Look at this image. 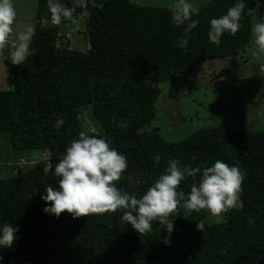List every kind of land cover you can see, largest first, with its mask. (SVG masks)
Listing matches in <instances>:
<instances>
[{
    "label": "trees",
    "instance_id": "obj_1",
    "mask_svg": "<svg viewBox=\"0 0 264 264\" xmlns=\"http://www.w3.org/2000/svg\"><path fill=\"white\" fill-rule=\"evenodd\" d=\"M36 1L30 55L11 69L13 88L0 90V133L12 152L39 150L43 161L0 178V225L18 228L12 248L0 249L2 264H264V131L203 128L172 142L147 129L156 115L158 85L244 51L252 12L264 19V0H244L240 30L223 34L219 45L208 38L209 21L237 0H211L192 17L198 25L191 33L172 23L171 7L59 0L69 14L56 24L49 0ZM79 17L85 51L69 45L66 25ZM182 38L187 48L178 46ZM84 113L97 132L85 125ZM58 118L64 121L59 130ZM82 131L110 141L127 158L116 182L122 192L141 198L169 160L203 168L219 159L245 176L237 207L211 225L207 210L185 214L178 207L170 236L159 222L139 234L121 219V210L76 219L46 214L41 196L48 187L58 190L55 166ZM194 182L188 178L179 187L187 195Z\"/></svg>",
    "mask_w": 264,
    "mask_h": 264
},
{
    "label": "clouds",
    "instance_id": "obj_2",
    "mask_svg": "<svg viewBox=\"0 0 264 264\" xmlns=\"http://www.w3.org/2000/svg\"><path fill=\"white\" fill-rule=\"evenodd\" d=\"M49 8L52 22L56 24L61 22L62 16L69 14L59 0H49ZM244 8V0H237L226 14L211 19L210 42L219 45L223 34L235 35L240 30ZM170 10L172 23L178 28L184 26L185 33H191L197 27L198 21L192 17L199 14V9L191 0H175ZM15 17L12 0H0V48L14 31ZM252 35L253 55H264V19L255 24ZM178 46L187 48L188 40L180 39ZM29 55L28 46L21 43L11 51V61L19 65ZM63 123L58 118L54 127L59 130ZM155 159L159 161V155ZM22 163L20 160L19 166ZM127 167V158L111 147L110 141L82 131L55 166L54 175L60 178L58 190L48 187L46 194L41 196L46 204L44 213L59 218L66 212L76 219L121 210V219L139 234H147L152 231L154 222H159L170 236L175 220L170 217L178 207L184 209L185 214L207 210L217 220L222 219L224 213L237 205L245 179L238 167L219 159L212 166L203 168L182 166L173 159L142 197L137 198L122 192L116 184ZM188 178L196 182L186 195L179 186ZM203 227V221L197 223V230L201 231ZM17 232L18 228L10 224L0 225V249L12 248Z\"/></svg>",
    "mask_w": 264,
    "mask_h": 264
},
{
    "label": "rangeland",
    "instance_id": "obj_3",
    "mask_svg": "<svg viewBox=\"0 0 264 264\" xmlns=\"http://www.w3.org/2000/svg\"><path fill=\"white\" fill-rule=\"evenodd\" d=\"M137 5L171 7L175 0H131ZM211 0H191L198 9ZM16 12L14 31L4 47L0 48V90L13 88L11 69L16 65L11 61V51L21 43L29 45L34 27L36 0H12ZM66 16V15H65ZM260 19L252 12V29ZM70 47L85 51L86 44L81 32L85 30L81 17L71 19L66 25ZM23 36L25 39H21ZM255 45L253 35L244 51L236 57L213 61L194 68L187 75H176L172 80L158 85L161 90L155 105L156 115L148 130L157 129L168 141H180L203 128H232L264 131V55H253ZM227 70L222 77L216 78L221 70ZM83 121L90 130L97 132L92 122ZM5 137V139H3ZM12 152L7 135L0 133V157L5 161L20 158V169H32L37 162L43 161L41 151ZM38 156V157H37ZM0 165L2 161L0 160ZM13 170L0 167V178H12ZM210 213L207 224H216Z\"/></svg>",
    "mask_w": 264,
    "mask_h": 264
},
{
    "label": "crops",
    "instance_id": "obj_4",
    "mask_svg": "<svg viewBox=\"0 0 264 264\" xmlns=\"http://www.w3.org/2000/svg\"><path fill=\"white\" fill-rule=\"evenodd\" d=\"M0 160L2 161V165H0V167L13 170L14 174H16V172L18 171L20 158L16 157L13 160H9L8 162H6L5 157H0Z\"/></svg>",
    "mask_w": 264,
    "mask_h": 264
},
{
    "label": "water",
    "instance_id": "obj_5",
    "mask_svg": "<svg viewBox=\"0 0 264 264\" xmlns=\"http://www.w3.org/2000/svg\"><path fill=\"white\" fill-rule=\"evenodd\" d=\"M235 207H237V206H235Z\"/></svg>",
    "mask_w": 264,
    "mask_h": 264
}]
</instances>
